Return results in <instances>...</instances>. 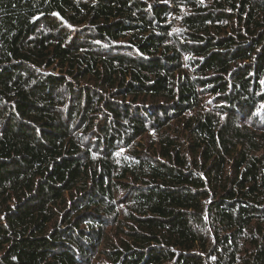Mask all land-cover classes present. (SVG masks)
Wrapping results in <instances>:
<instances>
[{
	"label": "trees",
	"instance_id": "1",
	"mask_svg": "<svg viewBox=\"0 0 264 264\" xmlns=\"http://www.w3.org/2000/svg\"><path fill=\"white\" fill-rule=\"evenodd\" d=\"M0 264H264V0H0Z\"/></svg>",
	"mask_w": 264,
	"mask_h": 264
}]
</instances>
